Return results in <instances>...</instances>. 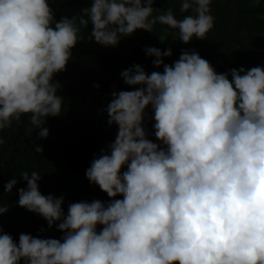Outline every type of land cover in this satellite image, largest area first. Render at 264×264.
<instances>
[{"label": "clouds", "instance_id": "9594fccd", "mask_svg": "<svg viewBox=\"0 0 264 264\" xmlns=\"http://www.w3.org/2000/svg\"><path fill=\"white\" fill-rule=\"evenodd\" d=\"M52 2L0 0V131L27 116V134L48 137L65 98L54 77L89 24V40L105 47L157 24L184 44L215 26L213 0H178L182 18L156 0H91L59 20ZM145 51L163 71L121 72L133 90L111 93L104 111L118 131L85 172L110 199L70 202L65 213L64 196L41 192L39 172H21L16 203L64 234L17 242L0 224V264H264V66L218 73L195 49L172 64L171 47ZM149 107L159 143L145 128ZM8 211L0 204V216Z\"/></svg>", "mask_w": 264, "mask_h": 264}, {"label": "trees", "instance_id": "16d2710c", "mask_svg": "<svg viewBox=\"0 0 264 264\" xmlns=\"http://www.w3.org/2000/svg\"><path fill=\"white\" fill-rule=\"evenodd\" d=\"M90 2L57 0L51 3V7L59 20L62 16L78 14ZM154 7L161 10L173 8L178 18L189 14L179 13L178 0H156ZM211 14L215 17V26L206 39L194 38L188 44L178 40L175 30L159 24L154 27V32L137 30L114 47L90 41L91 24L82 29L80 35L83 39L72 49L67 70L54 77L62 84L58 94L65 98L62 114L47 118L44 127L49 129L48 137L39 138V129L29 136L27 116L21 118V123L13 122L12 127L0 131L6 141L0 146V204L9 208L0 216L4 232L11 234L17 242L21 233L57 239L64 234L55 226L48 228L42 216L16 203L18 189L27 187L20 176L23 171L39 172L43 194L64 196L65 213L70 202L110 199L98 185L87 179L85 172L92 160L115 140L118 126L108 125L109 117L104 109L112 99L113 91L133 90V86L124 83L121 72L135 64L142 65L149 73L163 71L162 67H154L155 57L146 54V47L162 50L171 47L173 55L164 58L167 64L177 60L184 49H195L218 73L229 72L232 68L264 66V0H213ZM146 112L148 138L159 143L154 135V120L148 118L152 115L151 107ZM35 145L41 146L43 153H37ZM13 178L18 183L8 193L5 185Z\"/></svg>", "mask_w": 264, "mask_h": 264}]
</instances>
